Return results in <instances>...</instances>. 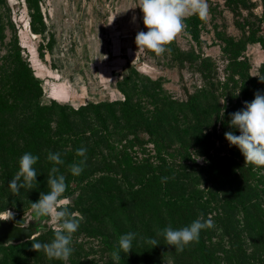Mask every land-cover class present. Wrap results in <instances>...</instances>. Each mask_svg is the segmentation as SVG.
<instances>
[{
    "label": "rangeland",
    "instance_id": "rangeland-1",
    "mask_svg": "<svg viewBox=\"0 0 264 264\" xmlns=\"http://www.w3.org/2000/svg\"><path fill=\"white\" fill-rule=\"evenodd\" d=\"M207 2L201 44L185 29L166 45L170 52L157 56L135 44L137 32L147 31L139 0H0V213L11 210L14 218L4 223L32 228L35 237L1 243L0 264H114L111 254L128 232L137 237L119 264H154L143 256L141 235L158 238L157 226L138 201L155 174L177 192L200 191L199 216L214 221L209 239L218 264H264V238L245 232L246 205L230 172L248 163L224 135L240 134L229 114L254 99L251 89L264 94V0ZM192 99L206 114L203 136L193 129ZM62 106L81 111L66 108L67 124ZM82 147L85 166L74 176L69 166L84 159L76 155ZM35 149L41 162L33 166L34 188L13 194L9 182L20 157ZM49 152L60 153L63 164L49 161ZM3 156L10 157L7 166ZM229 156L241 164L231 166ZM52 167L65 176L70 210L84 217L66 262L31 248L54 237L50 217L37 219L31 209L43 187L39 173L48 177ZM255 171L249 182L262 192L264 167ZM250 207L259 216L258 204ZM249 226L263 234L257 219ZM175 256L169 250L161 264H174ZM189 261L199 263L195 256Z\"/></svg>",
    "mask_w": 264,
    "mask_h": 264
},
{
    "label": "clouds",
    "instance_id": "clouds-1",
    "mask_svg": "<svg viewBox=\"0 0 264 264\" xmlns=\"http://www.w3.org/2000/svg\"><path fill=\"white\" fill-rule=\"evenodd\" d=\"M143 13V24L147 31H139L135 36L138 50H150L157 56L163 55L171 49L166 48L178 34L183 32L187 25L185 20L197 15L199 19L206 20L209 16L207 0H139L138 5ZM135 20V17H133ZM112 22V21H111ZM110 24V23H109ZM245 107L230 113V125L239 129V135L232 131L224 133L230 146L235 145L245 158V163L256 167H264V94L257 92L251 102L245 101ZM86 148H79L76 155L84 157L78 163L71 164L70 172L74 176L82 173L86 162ZM39 157L30 152H25L19 160V170L9 182L13 194H18L21 188L33 189L37 181V171L33 167ZM47 159L55 165L63 164L60 153L49 152ZM59 169L52 167L48 173L47 185L49 191L41 193L37 202L31 203L35 217H50L54 237L49 243L35 242L31 244L33 251H43L48 259L67 261L74 249L71 247L72 236L78 230L84 217L70 210V200L63 197L67 185L65 176L58 174ZM174 178V177H173ZM168 177H163L166 182ZM14 218V213L6 209L0 213V220L9 221ZM215 227L211 216L206 220L197 219L189 225L174 229L169 225L161 230L167 245L174 246L176 251L182 252L193 241L198 242L201 230ZM33 240L35 237L31 236ZM137 233L128 232L119 237L118 248L111 254L114 264H119L121 252L130 253L132 242ZM149 244L156 246V239H149Z\"/></svg>",
    "mask_w": 264,
    "mask_h": 264
},
{
    "label": "trees",
    "instance_id": "trees-1",
    "mask_svg": "<svg viewBox=\"0 0 264 264\" xmlns=\"http://www.w3.org/2000/svg\"><path fill=\"white\" fill-rule=\"evenodd\" d=\"M185 23L187 25V31H189L192 39L197 43L201 44L202 42V34H201V24L202 21L199 19V17L192 15L188 17L185 20ZM255 41V40H254ZM259 41L264 44L263 39H259ZM262 72H264V66L262 68ZM253 95L255 96V90H252ZM210 96H215L212 92L208 93ZM66 108L69 110V113H77L80 112V109H76L74 107L69 106H62L63 109V118H65V123L69 124V118L67 117L68 113L65 112ZM85 108V107H83ZM82 108V109H83ZM174 107H170V110H173ZM235 109H239V106L234 107ZM220 107H217V110H220ZM189 112L192 114V117L195 118L194 120V126L193 129L195 133L198 131L201 132V135L204 130L201 131V119H204V121L207 120L205 112L200 110V107L196 103V99H192L189 103L188 107ZM227 112V111H226ZM229 113H226V118L229 117ZM68 121V122H67ZM225 123V124H224ZM223 125H226V122H223ZM203 136V135H202ZM41 154L38 150H34L33 155H37L39 157L37 162H41ZM10 157L3 156L2 158V164L4 166L8 165V159ZM227 160H229L231 166L232 165H239L241 164L233 157L229 156L227 157ZM37 164V163H36ZM35 164V166H36ZM131 164V162H129ZM243 170L241 172H236L232 168H230V172L235 174V182L239 183V187L242 189V193L238 190L235 194L236 197L239 198V201L242 203H245L246 211V227L245 232L251 233L255 238L259 236V238L262 240L264 238V188L262 189V192H258V190L251 186L249 182V175H257V172L255 171V167L252 164H245L242 165ZM41 168V166H38ZM8 168V167H5ZM37 168V169H39ZM135 168V167H132ZM228 169V168H226ZM41 170V169H39ZM3 171H7V176L12 177L13 172H9V170L5 169ZM135 172V171H134ZM220 174L226 175L227 170L224 172H219ZM166 177V176H164ZM47 172L45 170L40 171L39 173V179L43 182L42 189H38L37 193L35 194V197L37 200L40 198L41 193H47ZM162 176H157L156 174L154 176H147V183L146 185L150 187L148 193H143L144 195L141 196L138 203L141 205L142 210L148 213V216L155 222L157 229H155V234H158L161 230L171 225L174 229H179L181 227L189 225L192 221L197 219L206 220L208 219L205 216H199V206L197 205L201 203V196L200 191H191V192H177L174 190V188L171 187L170 181L167 179L166 182H162ZM244 183V187L241 186V184ZM245 184L250 187L251 191H247V188L245 187ZM19 194V193H18ZM123 196V195H122ZM234 196V198H235ZM230 197V196H228ZM232 200L228 199L227 202L230 203ZM134 204V203H133ZM251 204H258L259 211L258 215L255 216V214H252L249 210L251 207ZM204 206V205H202ZM109 216H111V213L107 212ZM133 216V214H132ZM106 217V216H105ZM257 219L262 226V235L255 233L251 230V227L249 226V219ZM246 228L248 231H246ZM145 234H142V238L145 240L154 239V238H148L149 236H152L150 232H144ZM213 234L211 233V228L203 229L200 232L199 240L198 242L193 241L189 245H187L182 252L176 251L174 246L167 245L164 237L162 235H159L158 238H155L159 244L156 246H153L149 244L146 241V244L144 246V254L143 256L147 259L146 262L154 263V264H161L163 262H167L169 257V250H172L174 254L176 255L174 257V264H189L190 258L195 256L199 259L198 264H218V258L219 256L216 254L217 247L213 245V242L209 239L210 236ZM263 241V240H262ZM149 260H152L150 262Z\"/></svg>",
    "mask_w": 264,
    "mask_h": 264
},
{
    "label": "water",
    "instance_id": "water-1",
    "mask_svg": "<svg viewBox=\"0 0 264 264\" xmlns=\"http://www.w3.org/2000/svg\"><path fill=\"white\" fill-rule=\"evenodd\" d=\"M34 233L32 228H25L15 224L0 223V244L10 239H24Z\"/></svg>",
    "mask_w": 264,
    "mask_h": 264
},
{
    "label": "bare ground",
    "instance_id": "bare-ground-1",
    "mask_svg": "<svg viewBox=\"0 0 264 264\" xmlns=\"http://www.w3.org/2000/svg\"><path fill=\"white\" fill-rule=\"evenodd\" d=\"M5 221L0 220V223H4Z\"/></svg>",
    "mask_w": 264,
    "mask_h": 264
}]
</instances>
